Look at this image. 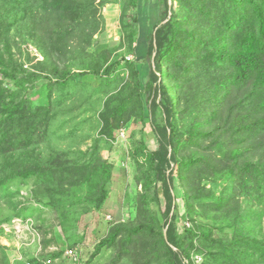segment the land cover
Listing matches in <instances>:
<instances>
[{"label": "trees", "instance_id": "1", "mask_svg": "<svg viewBox=\"0 0 264 264\" xmlns=\"http://www.w3.org/2000/svg\"><path fill=\"white\" fill-rule=\"evenodd\" d=\"M118 2L112 46L100 40L104 0H0V200L14 207L0 236L5 223L38 208L20 195L30 180L61 218L78 204L102 211L115 170L103 149L141 124L157 147L143 130L133 135L135 211L112 225L93 257L112 250L109 264H198L195 256L201 264H264V235L245 223L253 208L264 213V0H158L144 82L128 58L136 55L142 0ZM30 44L44 60L26 69L15 57L37 60L23 48ZM125 69L135 84L125 82ZM93 119L98 137L89 148L54 145ZM49 242L59 247L33 264L66 253L60 235ZM6 251L0 245V264H11Z\"/></svg>", "mask_w": 264, "mask_h": 264}, {"label": "rangeland", "instance_id": "2", "mask_svg": "<svg viewBox=\"0 0 264 264\" xmlns=\"http://www.w3.org/2000/svg\"><path fill=\"white\" fill-rule=\"evenodd\" d=\"M104 1L106 3L102 6V11L106 19L107 31L100 37V40L103 44L111 43L110 45L116 46V43H118L120 39L118 33L120 16L119 0ZM157 9L158 0H142L140 4L141 31L139 42L136 47V55L135 57L133 55H129L128 57L130 60L137 62L143 82L150 74L151 63L147 61L149 56L148 44L150 37L154 33V28L159 22ZM23 48L29 50L33 57H37V60L30 63L27 62L26 54H24V58L22 59L19 54H16L15 59L21 63H26V69H28V67L32 68L37 61L43 62L44 58L41 52L33 47V45L30 44ZM15 51L14 49V52ZM124 80L125 82L136 83V79H133L126 69L124 71ZM42 83L43 82L38 83V87L41 86ZM143 98L146 99L145 92L143 93ZM95 122L96 120L93 119L90 124L86 123L83 129L84 133L80 132L74 139H64L61 141L62 139L58 138V141H56L54 145L58 148H69V146H74V148L81 147L82 149L89 148L92 144L91 140L98 137L96 133L98 124L97 122L95 124ZM141 130H143V136L148 147L151 150L156 149L157 140L154 131L149 126L143 129L141 124L133 125L121 131L117 141L112 142L111 147L105 145L104 142L102 143V146L105 145L102 153L104 158L108 159L115 167L114 181L109 185L110 196L102 211H94L87 204H78L74 208L69 209V211H66L65 217L61 218L55 209L45 205L46 201L41 198V195H38L39 192L36 194L37 185L34 180L28 181V183L20 188L22 199L24 198L23 200H25L29 198L31 200L32 198L35 204L38 205V208L27 215V219L32 220L33 224L19 223L15 226L18 232L14 230L15 227H13V225L15 223L4 224L6 230L4 229L5 234L0 236V245L7 248L6 253L11 264H33L31 262L33 258H38L40 261H43L41 257L43 253L55 251L59 247L57 244L49 242L53 236L55 237L57 235H60L61 239L66 241V251L68 249H75L78 252L80 259L79 264L110 263L114 255L112 250H105L95 258L93 255L96 250V245L107 235L112 225L128 222L135 211L134 201L137 194L141 191V186H138L135 181L136 166L131 157V147L133 145V135H135L136 139H139L142 134ZM122 133H124V135H122ZM92 135L95 137L90 138ZM54 145L52 143V147ZM13 190L16 191L17 188L13 187ZM218 190V192L221 191L220 188H218ZM179 193L180 195L183 194L182 191H179ZM9 199L10 198L0 200V220L6 218L7 215L14 211V207L9 203ZM161 200L163 202V209H165V200L163 196ZM14 202H17V200H14ZM178 203L185 225V223L189 222L186 219L184 202L180 199ZM247 207V204L244 202L245 213ZM22 211L24 212L25 209ZM252 211L253 215L245 219V223L254 236L263 237L264 213H261L262 209L256 207L253 208ZM46 243L51 244L47 245ZM72 243H75V246L72 245ZM51 264L75 263L68 258L65 253L61 258L52 261Z\"/></svg>", "mask_w": 264, "mask_h": 264}, {"label": "built area", "instance_id": "3", "mask_svg": "<svg viewBox=\"0 0 264 264\" xmlns=\"http://www.w3.org/2000/svg\"><path fill=\"white\" fill-rule=\"evenodd\" d=\"M122 135H124V133H122ZM24 199V198H23ZM110 219V218H109ZM33 221L32 220H20V221H18V222H16L14 225H13V227H15L16 225H18L19 223H21V224H25V223H27V224H33L32 223ZM185 225L187 226V227H189L190 226V224L189 223H185ZM3 228L6 230V227H5V225L3 226ZM16 232H18V229H17V227H15V229H14ZM66 255H67V257L68 258H70L75 264H79L80 263V259H79V256H78V252L75 250V249H68L67 251H66ZM195 260L197 261V263L198 264H201L202 263V261H203V258L201 257V256H195Z\"/></svg>", "mask_w": 264, "mask_h": 264}, {"label": "water", "instance_id": "4", "mask_svg": "<svg viewBox=\"0 0 264 264\" xmlns=\"http://www.w3.org/2000/svg\"><path fill=\"white\" fill-rule=\"evenodd\" d=\"M166 238H167V232H166Z\"/></svg>", "mask_w": 264, "mask_h": 264}]
</instances>
